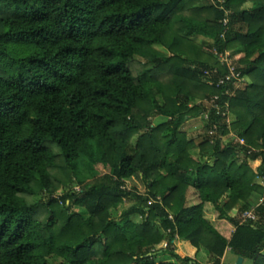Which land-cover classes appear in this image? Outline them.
I'll use <instances>...</instances> for the list:
<instances>
[{"label": "trees", "instance_id": "obj_1", "mask_svg": "<svg viewBox=\"0 0 264 264\" xmlns=\"http://www.w3.org/2000/svg\"><path fill=\"white\" fill-rule=\"evenodd\" d=\"M259 177L264 0H0V264H264Z\"/></svg>", "mask_w": 264, "mask_h": 264}, {"label": "rangeland", "instance_id": "obj_2", "mask_svg": "<svg viewBox=\"0 0 264 264\" xmlns=\"http://www.w3.org/2000/svg\"><path fill=\"white\" fill-rule=\"evenodd\" d=\"M204 2H210V0H203ZM245 8H248V7H251V3L250 2H247L245 5H244ZM198 43L203 41L202 39L200 38H196L195 39ZM208 45V43H207ZM206 49H208V47H206ZM231 51L230 50H227L226 54L225 55H222L220 54L218 57H219V61L221 64H224V63H228L229 65H232L235 63L234 61V58L231 56ZM232 71H233V67L231 68ZM247 81V83H250V79L245 77V78H242V81ZM245 83V82H244ZM234 118H233V115H229V117L227 118V121L229 122H233ZM164 121V118L163 117H154L152 119V126H156L157 124H159L160 122ZM204 124V120L202 117H198V118H194V119H191L189 120L188 122H186L183 127H182V130L183 131H186L187 133L189 134H192V133H197V131L199 129L202 128ZM251 162V161H250ZM259 163H260V160L258 161H252L250 164L251 166L258 171V166H259ZM108 170H103L101 172L105 173L107 172ZM90 181V180H89ZM256 181L258 183H263L264 184V180H263V177H259L256 179ZM128 186L130 189H133L135 191H137L138 193H146L147 191V187L146 185L142 182V180L138 177H134L132 179H130L128 181ZM77 190H79V187L76 188ZM61 193V191H59V194ZM189 197H191V202L195 200V196H192V192H190L189 194ZM257 201V200H256ZM263 201V198H260L257 203L254 202L255 204H253L252 207L256 208V206H258L260 203H262ZM134 203V202H133ZM126 204H129V203H126ZM128 206L130 205H125L123 207L124 208H127ZM238 209H239V205L236 206V208H234V211H231L230 212V215H239L238 214ZM75 210H79L78 208H76ZM123 211V210H122ZM121 214V211H119V214ZM207 217L214 223L216 221V214L214 213V210H211V209H208L207 213H206ZM134 220H142L141 217L139 216H134L133 217ZM233 229V228H232ZM167 244L168 242L165 240V241H162L158 246L157 248L158 249H161V248H166L167 247ZM173 244L175 246V251L176 253H180L181 255H190V256H194L195 258L197 257L200 261L202 262H205V263H208L209 262V257L206 256L205 253L203 254H199L197 255V251L191 247L190 243H187V242H184L179 239H175V241H173ZM227 261L228 262H231L233 264H237V259L233 256V255H229L228 258H225L224 261ZM244 264H251V261L249 260H246V262Z\"/></svg>", "mask_w": 264, "mask_h": 264}, {"label": "built area", "instance_id": "obj_3", "mask_svg": "<svg viewBox=\"0 0 264 264\" xmlns=\"http://www.w3.org/2000/svg\"><path fill=\"white\" fill-rule=\"evenodd\" d=\"M225 54H226V52H225ZM225 54H222V55H225ZM227 65H228V63H227ZM231 77H232V75H231ZM263 180H264V177H263ZM261 184L264 186L263 183H261ZM242 217H243V220L250 219V218H252V219L255 218L254 209H251L249 211H245L243 213Z\"/></svg>", "mask_w": 264, "mask_h": 264}, {"label": "crops", "instance_id": "obj_4", "mask_svg": "<svg viewBox=\"0 0 264 264\" xmlns=\"http://www.w3.org/2000/svg\"><path fill=\"white\" fill-rule=\"evenodd\" d=\"M179 240H181V239H179ZM182 241H184V242H187V243H190L189 241H186V240H182ZM191 245V244H190ZM191 247H193L192 245H191ZM196 251H197V249L195 248V247H193ZM244 262H245V260H243V262L241 263V264H244ZM229 263H231V262H229ZM232 264V263H231Z\"/></svg>", "mask_w": 264, "mask_h": 264}, {"label": "water", "instance_id": "obj_5", "mask_svg": "<svg viewBox=\"0 0 264 264\" xmlns=\"http://www.w3.org/2000/svg\"><path fill=\"white\" fill-rule=\"evenodd\" d=\"M242 262H243V258L242 257H239L238 264H241Z\"/></svg>", "mask_w": 264, "mask_h": 264}]
</instances>
